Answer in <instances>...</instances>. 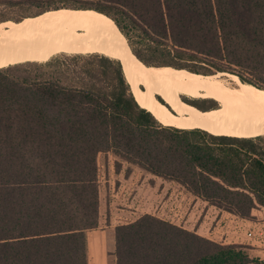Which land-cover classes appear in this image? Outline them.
Segmentation results:
<instances>
[{
	"label": "trees",
	"instance_id": "obj_1",
	"mask_svg": "<svg viewBox=\"0 0 264 264\" xmlns=\"http://www.w3.org/2000/svg\"><path fill=\"white\" fill-rule=\"evenodd\" d=\"M84 1L31 17L94 12L148 67L201 74L179 61L201 63L264 90V0ZM89 59L109 82L65 86L7 68L35 60L0 67V264H88L87 232L99 224V154L111 153L116 168L124 162L174 182L220 212L246 218L264 209V137L256 127L236 118L171 127L132 94L118 61ZM114 241L115 264H264L244 247L150 215L117 226Z\"/></svg>",
	"mask_w": 264,
	"mask_h": 264
},
{
	"label": "rangeland",
	"instance_id": "obj_2",
	"mask_svg": "<svg viewBox=\"0 0 264 264\" xmlns=\"http://www.w3.org/2000/svg\"><path fill=\"white\" fill-rule=\"evenodd\" d=\"M87 4H90L89 1L84 0H0V24H12L26 17L34 18L31 16L49 9L84 7ZM0 45L5 46L2 43ZM95 55L98 54L56 49L35 61L21 62L7 68L16 69L11 71L16 75L28 71L30 77L36 75L41 79L60 82L65 86L80 87L88 82H109L105 76L101 75L102 67L89 59ZM179 62L188 69L196 70L204 75L227 73L217 72L206 64ZM18 68L21 70L18 71ZM109 73L112 76V73ZM158 99L161 101L159 96ZM213 102L218 104L213 99L212 101H188V103H194L196 109L198 107L202 110L215 106L211 105ZM259 131L257 130L261 137H264V133ZM97 179L99 224L97 228L87 232L89 236H92L89 238L91 264L100 245L98 237L104 241L110 239V235L105 231L108 227H114L112 235L114 240L117 226L132 223L144 215L169 222L215 244L244 247L248 249L251 258L264 261V209L260 207L252 210L246 218L220 212L194 199L184 188L174 182L158 178L124 162H120L116 168L115 159L111 153L97 156ZM93 234L97 237H93Z\"/></svg>",
	"mask_w": 264,
	"mask_h": 264
},
{
	"label": "bare ground",
	"instance_id": "obj_3",
	"mask_svg": "<svg viewBox=\"0 0 264 264\" xmlns=\"http://www.w3.org/2000/svg\"><path fill=\"white\" fill-rule=\"evenodd\" d=\"M0 67L10 60H36L52 50L92 52L118 61L132 94L169 126L184 129L239 119L264 133V90L233 74L203 75L139 62L113 32L112 24L88 11H51L19 23L0 24ZM245 82V81H244ZM158 96L162 101L158 99ZM215 100L214 109L198 110L188 101ZM168 107L184 111L175 115Z\"/></svg>",
	"mask_w": 264,
	"mask_h": 264
},
{
	"label": "crops",
	"instance_id": "obj_4",
	"mask_svg": "<svg viewBox=\"0 0 264 264\" xmlns=\"http://www.w3.org/2000/svg\"><path fill=\"white\" fill-rule=\"evenodd\" d=\"M113 229L114 227H108L105 231L110 235V239L108 241H104L98 237L100 240V245L97 248V252L95 254V259L93 264H115V257L113 255L114 253V240H113ZM94 235V234H93ZM92 236H89V233L87 234V259L88 264H91V255L89 254V238ZM97 237V236H93ZM111 241V242H109Z\"/></svg>",
	"mask_w": 264,
	"mask_h": 264
},
{
	"label": "water",
	"instance_id": "obj_5",
	"mask_svg": "<svg viewBox=\"0 0 264 264\" xmlns=\"http://www.w3.org/2000/svg\"><path fill=\"white\" fill-rule=\"evenodd\" d=\"M121 68H122V71H123V74H124V70H123V67L121 66Z\"/></svg>",
	"mask_w": 264,
	"mask_h": 264
},
{
	"label": "flooded vegetation",
	"instance_id": "obj_6",
	"mask_svg": "<svg viewBox=\"0 0 264 264\" xmlns=\"http://www.w3.org/2000/svg\"><path fill=\"white\" fill-rule=\"evenodd\" d=\"M14 60V59H13ZM17 62V61H16ZM15 63V62H14Z\"/></svg>",
	"mask_w": 264,
	"mask_h": 264
}]
</instances>
